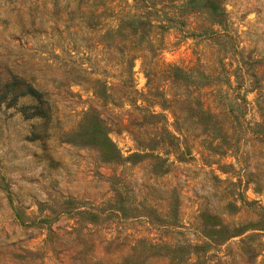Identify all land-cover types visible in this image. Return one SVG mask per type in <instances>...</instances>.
Listing matches in <instances>:
<instances>
[{"label": "rangeland", "instance_id": "1", "mask_svg": "<svg viewBox=\"0 0 264 264\" xmlns=\"http://www.w3.org/2000/svg\"><path fill=\"white\" fill-rule=\"evenodd\" d=\"M121 1L0 0V89L33 76L54 103L45 136L22 111L30 98L0 100V264H264V0H223L232 38L201 33L212 26L194 13L143 53L121 39ZM72 62L83 82L107 77L114 98L63 87ZM167 64L214 83L175 81ZM127 80L135 101L116 96ZM88 109L114 158L60 139Z\"/></svg>", "mask_w": 264, "mask_h": 264}, {"label": "trees", "instance_id": "2", "mask_svg": "<svg viewBox=\"0 0 264 264\" xmlns=\"http://www.w3.org/2000/svg\"><path fill=\"white\" fill-rule=\"evenodd\" d=\"M85 1L88 0H79V2ZM107 1L110 4L114 0ZM122 1H124L125 7L121 8V10H124L125 14L120 19L118 27L121 29L128 28L130 30L129 33L121 35L123 42H132V45L129 46L128 50L143 53L144 49L142 48V43L149 35L151 39L153 38L159 43L156 50H161L162 47H164V38H162L161 41V36L164 35L163 33L172 28L182 30L186 25L184 21L185 17L194 13L204 14L212 26L206 29L203 28L200 31L201 33L208 34L209 36L220 34L217 30L213 29L214 27L219 26L222 28L223 34L229 35L228 37L232 38L227 28H225L229 18L223 7V0H161L159 2L157 0H133L131 5L128 3L126 4V0ZM128 6L131 7L127 10L126 7ZM93 18L94 16L90 17V19ZM122 31L124 30L122 29ZM151 32H153V34H150ZM220 39L226 44L225 38ZM218 42L221 44L223 43L220 41ZM152 62L153 61L149 62L146 66L149 67ZM157 66L158 64L156 62V67ZM76 67L75 63L72 62V67L61 74L62 80L60 82L63 87L68 88L71 84L85 86L84 83H87V87H85L92 91L94 98L103 101H108L109 99L114 98L113 93L116 88L106 80L107 77L98 79L93 77L91 72H84L83 82V80L77 77L79 72H77ZM164 70L173 80L184 82L185 84L205 86L214 83V81L207 80V76L197 69L186 70L185 67L182 68L176 65L167 64L165 65ZM129 81L131 80H127L121 85L122 88L127 89V92L119 91L116 96L125 97L126 95L127 97H132L135 101L136 89L133 88V84ZM9 93L12 100H16L20 96H25V98L28 97L31 99V101H27L21 106L25 118L42 119L41 129L44 131V135L47 136L46 131L54 111L52 90L48 88L46 84H39L33 76L25 75L24 77L11 73L7 83H5L0 89V100L6 99ZM230 105L231 104H229V106ZM140 108L143 116L149 119L147 122L148 124L158 125L161 122L154 121L153 119L165 116L161 112L143 109L142 106ZM229 111L231 116L235 117V112L232 106H230ZM209 115L210 114L207 110L202 107L199 108L200 117L203 116V118H205ZM157 127V129H160L165 133V136L172 138L164 126L160 127V125H158ZM109 133V128L106 125L104 118L91 109L82 113L81 120L74 126V128L68 131L61 130L59 132L60 139L63 141L99 146L109 158H114L118 152V148L110 138Z\"/></svg>", "mask_w": 264, "mask_h": 264}]
</instances>
